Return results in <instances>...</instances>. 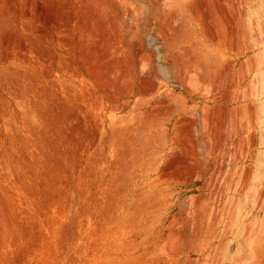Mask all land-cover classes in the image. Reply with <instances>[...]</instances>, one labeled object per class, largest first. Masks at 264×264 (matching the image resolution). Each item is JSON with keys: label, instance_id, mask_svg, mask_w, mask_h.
Masks as SVG:
<instances>
[{"label": "rangeland", "instance_id": "1", "mask_svg": "<svg viewBox=\"0 0 264 264\" xmlns=\"http://www.w3.org/2000/svg\"><path fill=\"white\" fill-rule=\"evenodd\" d=\"M141 1L143 9L130 10V16L119 0L114 14L129 35L156 28L155 19L141 27L148 3L157 21L169 9L183 26L171 53L170 80L160 89L167 104L158 105L152 128L125 124L117 138L107 120L98 130L90 128L88 101L54 98L45 117L51 165L35 183L24 175L25 190L13 183L0 143V182L13 191L9 196L0 188V264H233L229 248L245 245L242 229L215 216L238 195L245 177L243 206L236 212L259 215L250 222L249 262L264 264V198L249 200L257 191L264 116L248 106L264 102L256 71L264 60L256 58L263 49L249 16L244 11L238 17L239 0H168L166 7L164 0ZM103 7L105 12L61 7L62 20L52 26H64L63 16L71 15L68 26L75 32L109 27L113 11ZM196 69L205 75L200 91L180 95L176 83L192 90ZM6 101L23 112L17 101ZM253 133L263 144L252 145ZM32 184L41 195L27 189Z\"/></svg>", "mask_w": 264, "mask_h": 264}, {"label": "bare ground", "instance_id": "2", "mask_svg": "<svg viewBox=\"0 0 264 264\" xmlns=\"http://www.w3.org/2000/svg\"><path fill=\"white\" fill-rule=\"evenodd\" d=\"M120 1L130 16V10L143 9L141 0ZM239 1L243 7L238 17L247 12L256 42L263 49L256 58L264 60V0ZM105 4L113 11L109 27L102 24L99 30L75 32L68 26L72 22L71 15L63 16L64 26H52L62 20L61 7L69 10L76 7L85 12L97 8L99 12H105ZM119 4V0H0V143L10 161L8 169L13 175L12 181L22 190H25L24 175L35 183L51 165L53 148L45 137V120L54 98L88 101L92 108L88 115L90 128L98 130L107 120L117 138L116 131L125 124L152 128L158 105L167 104L168 95H162L160 89L170 80L171 53L183 37V26L175 24L174 14L169 9L163 21H157V13L155 17L153 6L148 3V14L141 19V27L146 30L155 19V27H160L162 39L156 34V28L148 35H144V31L129 35L114 19V14L117 17L120 11ZM168 4L169 1L164 0L163 6ZM191 16L192 12L187 15L188 18ZM242 31L246 32L245 29ZM162 71H167L169 77L162 75ZM256 71L258 82L264 83V67ZM204 80L205 75L196 69L192 90L184 83L177 82L176 85L183 91L180 95L187 96L197 94ZM209 88L216 92L215 85ZM6 96L17 101L23 112L9 108ZM248 106L264 116V102L258 108L255 104ZM106 110L108 116L104 115ZM142 110L146 111L144 117ZM251 117L256 120L254 112ZM5 118H9L8 121ZM260 126L264 133V117ZM257 144L263 143L253 133L252 145ZM260 150L254 176L257 191L252 200L249 199L255 204L264 198V146ZM246 174L249 176L250 172ZM247 178H244L238 195L221 204L223 213L215 216L224 217L231 226L242 229L245 245L240 249L229 248L233 264H250L253 238L250 222L259 218L258 214L250 217L236 212L243 206L242 192ZM0 188L9 196L13 194L8 184L0 182ZM27 189L34 196L41 195L39 185L32 184ZM4 222L8 226L7 221ZM240 253L242 256H238Z\"/></svg>", "mask_w": 264, "mask_h": 264}]
</instances>
